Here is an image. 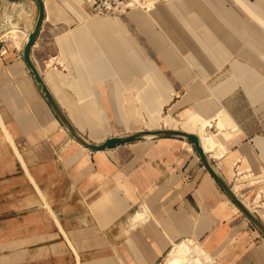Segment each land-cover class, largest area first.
Returning <instances> with one entry per match:
<instances>
[{"label":"crops","instance_id":"1","mask_svg":"<svg viewBox=\"0 0 264 264\" xmlns=\"http://www.w3.org/2000/svg\"><path fill=\"white\" fill-rule=\"evenodd\" d=\"M140 1L97 16L42 0L33 65L89 143L217 138L214 169L264 224V0ZM38 17L34 0H0V264H158L186 239L222 264H264L263 234L186 139L91 151L71 136L24 59Z\"/></svg>","mask_w":264,"mask_h":264},{"label":"water","instance_id":"2","mask_svg":"<svg viewBox=\"0 0 264 264\" xmlns=\"http://www.w3.org/2000/svg\"><path fill=\"white\" fill-rule=\"evenodd\" d=\"M11 2H17L20 0H9ZM39 6V17L35 26V29L33 33L29 37V41L24 49V59L29 68L32 71V74L34 75V78L36 82L41 86L42 92L44 93L47 101L51 105L53 111L55 112L58 119L61 121V123L68 129L71 136L82 146L85 148L91 150V151H104L106 149L114 148L119 145L127 144L130 142H133L135 140L145 138L147 136H154V137H180L186 139L188 142H190L193 146L197 154L199 155L202 163L206 167V169L209 171L211 176L214 178L218 186L222 189V191L230 198V200L236 205V207L249 219V221L259 229V231L264 236V224L259 220V218L254 215L249 208L237 197V195L234 193V191L230 188V186L220 177V175L216 172L214 169V166L212 165L210 159L208 158L206 152L204 151L200 138L191 133H186L184 131L180 130H156V131H141L138 133L130 134L124 137H117V138H111L105 141L103 144L95 145L92 143H89L86 141L74 128V126L71 124V122L67 119L66 115L62 112L58 104L56 103L54 97L51 95L50 91L46 87L42 77L38 73L37 69L33 65L30 57L31 48L34 45L37 36L40 32L45 13H44V4L42 0H34Z\"/></svg>","mask_w":264,"mask_h":264},{"label":"built area","instance_id":"3","mask_svg":"<svg viewBox=\"0 0 264 264\" xmlns=\"http://www.w3.org/2000/svg\"><path fill=\"white\" fill-rule=\"evenodd\" d=\"M93 13L97 16H111L131 11L137 8H146L147 5L135 0H85ZM148 9V8H147ZM240 174V173H238ZM185 240V239H184ZM181 242V241H180ZM189 250L185 261L179 264H222L210 254L206 253L200 243H195L192 239H186ZM179 243V242H178ZM174 246L172 245L171 249ZM158 264H169L168 254Z\"/></svg>","mask_w":264,"mask_h":264},{"label":"bare ground","instance_id":"4","mask_svg":"<svg viewBox=\"0 0 264 264\" xmlns=\"http://www.w3.org/2000/svg\"><path fill=\"white\" fill-rule=\"evenodd\" d=\"M135 2H138L140 3L141 1L140 0H135ZM150 10V9H149ZM22 13H24V11H21ZM21 13V14H22ZM19 14V16L21 15ZM26 14V12L24 13ZM18 15V14H16ZM23 15V14H22ZM21 15V16H22ZM6 16V15H5ZM25 16V15H24ZM10 17V16H9ZM154 114V113H153ZM162 117L161 115H158L156 118H155V123H157L158 120H161ZM206 124L210 127L211 126V123L209 121L206 122ZM181 131V130H180ZM155 137L154 136H147L145 137V139L147 140H151V139H154ZM201 142V141H200ZM220 145V142L217 138H213L209 141L208 145L204 146L203 149L205 152L209 151V150H213L216 146ZM140 219L143 220L145 219V217H142L140 216ZM174 248L170 250V252L168 253V263L169 264H179L183 261H185L186 259V256H187V252L189 250V247L188 245L186 246L184 244V242H181V243H178V244H174L173 245Z\"/></svg>","mask_w":264,"mask_h":264},{"label":"rangeland","instance_id":"5","mask_svg":"<svg viewBox=\"0 0 264 264\" xmlns=\"http://www.w3.org/2000/svg\"><path fill=\"white\" fill-rule=\"evenodd\" d=\"M142 3V2H141ZM137 9H141V8H137ZM145 10H147V9H145ZM124 13H126V12H124ZM120 14H122V13H120ZM120 14H117V15H111V16H118V15H120ZM161 117H164L163 115H161ZM172 120H173V118H171V117H166L165 118V120H163V119H161V120H158L157 121V123H156V125L157 126H159V125H161V126H163V127H172L173 126V122H172ZM206 121H208V120H206ZM134 217H135V215L131 218V220H130V224H138V223H142V220H140V219H135L134 220ZM145 217V216H144ZM184 240V239H183ZM192 241L193 242H195V243H198V241L197 240H194V239H192ZM180 242V241H179ZM182 242H184V244L187 246V242L186 241H182ZM178 244V243H177Z\"/></svg>","mask_w":264,"mask_h":264}]
</instances>
